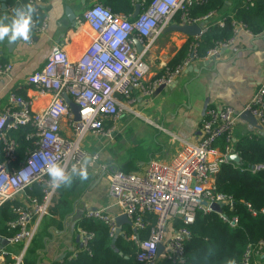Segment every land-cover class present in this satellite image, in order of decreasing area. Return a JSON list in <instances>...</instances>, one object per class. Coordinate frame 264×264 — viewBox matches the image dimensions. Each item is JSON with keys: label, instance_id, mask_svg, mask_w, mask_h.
I'll list each match as a JSON object with an SVG mask.
<instances>
[{"label": "built area", "instance_id": "obj_1", "mask_svg": "<svg viewBox=\"0 0 264 264\" xmlns=\"http://www.w3.org/2000/svg\"><path fill=\"white\" fill-rule=\"evenodd\" d=\"M195 1L199 0H150L134 19L112 11L102 2H93L77 21L78 24L86 23L92 32L91 40L82 52L71 58L63 46L54 45L44 64L29 77L28 83L35 89L52 94L47 105L35 111L28 99L13 92L8 94L6 106L0 108V206L21 195L22 199H17L19 204L13 207L16 217L6 223L13 233L0 238L9 245L22 244V250L14 253L5 248L7 244L2 245L0 262L10 257L12 264H22L23 253L48 212L57 189L47 175L48 164L59 163L70 172L73 165L80 166L85 159L94 162L97 155L87 153L81 143L83 137L87 134L110 135L113 128H105L104 122H115L125 109V102L131 100L133 89L151 95L159 86L171 84L198 56L197 39L205 30L204 25L192 37L180 65L173 70L164 65L161 73L150 79L146 77L149 66L145 56L176 13L182 23L187 24L210 16L211 13L202 18L188 16V6ZM28 4L36 12L42 7L43 0H28ZM20 7L23 6L6 5L4 10L0 8V14L4 12L10 21L14 9ZM232 24V36L216 42L204 56H217L233 43L239 31L248 32L240 23L233 21ZM47 26L45 14L40 19L33 14L31 39L27 43L33 42L35 35L43 34ZM135 40L142 45L140 51ZM11 68V62L0 61V76ZM68 99L78 106V119L73 118ZM242 111H248L264 130V78L240 110L229 105L206 108L200 121L198 140H183L170 161L163 163L150 159L140 171L125 172L113 168L107 172V188L112 205L118 209L117 214L91 208L86 211V217L97 218L106 224L109 236L120 234L133 241L137 247L135 259L141 264H159V245L173 261L183 262L185 243L191 235L188 225L193 222L195 213L212 210V203L231 204L228 196L216 191V174L222 163L230 161L227 156L236 153L235 126ZM64 123L70 131L68 135L61 133ZM25 124L33 128L26 134L32 146L18 159L17 142L9 138L7 132ZM249 169L251 172L262 170L264 163H254ZM34 183L41 186L40 198L25 192ZM249 210L253 215L257 213L250 207ZM259 211L264 213V207ZM219 214L225 218L222 212ZM118 215H125L130 221V234L120 228L116 232L115 217ZM176 221L182 224L175 227ZM228 223L233 226L236 218L229 219ZM145 228L148 234L140 239L138 231ZM92 235L90 231L79 229L81 248L87 247ZM263 256L264 241L259 240L249 246L235 264H264Z\"/></svg>", "mask_w": 264, "mask_h": 264}, {"label": "crops", "instance_id": "obj_2", "mask_svg": "<svg viewBox=\"0 0 264 264\" xmlns=\"http://www.w3.org/2000/svg\"><path fill=\"white\" fill-rule=\"evenodd\" d=\"M102 1L43 0L42 8L48 22L43 34L35 35L31 43L20 40L10 44L7 39L0 41V61L12 64L11 70L0 76V108L6 106L8 94L14 89H24L35 111L47 105L52 94L40 92L29 84L30 75L44 64L54 45L63 46L71 58L82 52L90 42L92 32L86 23L78 24L77 21L88 5ZM138 2L130 0L132 11L118 12L135 18L140 12V6L136 8ZM226 4L221 11L214 12L206 19L222 21L220 16L228 9L231 0H226ZM5 17L2 12L0 19ZM7 22H10L9 19ZM171 23L181 24L182 21L179 17L178 20L172 19ZM189 38L191 36L180 31H162L145 56L149 66L147 79L160 73ZM263 78L264 34L253 36L241 30L233 43L223 48L217 56L193 58L171 84L157 88L151 95L133 89L131 100L125 102L126 107L115 122H104L105 128H113L110 135L87 134L83 137L81 143L87 153L97 155L94 162L87 160L91 180L81 193L73 194L71 211L66 216L59 218L46 214L41 219L39 229L49 232L50 236L46 238L45 247L37 251V264H51L74 256L76 250L81 248L78 222L82 216L86 217L88 209L102 208L111 215L117 214V207L111 203L106 175L131 158L132 149H136L135 156H142L137 150L139 146L147 150L143 153L146 161L137 157L139 168L136 171L142 170L150 159L163 163L170 161L183 140H198L200 121L206 108L229 105L240 110ZM247 132L257 133L259 130L239 115L235 136ZM61 133L70 134L65 123L61 126ZM17 199H22V195ZM127 225L129 223L122 222L120 230L125 231ZM9 247L14 253L22 250V244ZM163 254L167 252L162 249L159 255Z\"/></svg>", "mask_w": 264, "mask_h": 264}, {"label": "trees", "instance_id": "obj_3", "mask_svg": "<svg viewBox=\"0 0 264 264\" xmlns=\"http://www.w3.org/2000/svg\"><path fill=\"white\" fill-rule=\"evenodd\" d=\"M138 1L140 11L150 2V0ZM4 2L8 6L28 5V0H4ZM102 2L114 12L119 10L129 12L133 8L130 0H104ZM225 6H227L226 0H199L188 6L187 15L191 18H202L209 13L212 15L216 11H221ZM43 14L41 7L34 13V16L40 19ZM220 17L222 24H219L217 19H204L205 30L197 39L198 56H204L216 42L231 37L234 28L233 21L240 23L253 36L264 34V0H231L228 9ZM173 19L178 20L179 13H176ZM191 39L192 37L166 64L169 69L173 70L182 63L187 55ZM12 92L27 99L24 89H14ZM32 130L31 125L25 124L7 132L8 137L17 142L16 152L19 159L23 157L25 150L32 146L31 140L26 138V134ZM220 146H223L222 142ZM234 149L239 156V162L230 160L222 163L216 174V191L225 194L231 201V204L221 206V212L225 218L214 210L206 212L198 210L193 222L188 225L191 235L185 243L183 262L173 261L169 255L163 254L159 256V264H229V261L233 260L239 262L249 246H254L259 240L264 241V213L259 211L264 207V169L256 172H251L249 169L254 163H264V131L239 133L234 139ZM134 150L136 149L131 150V158L115 168L125 172L136 171L139 168L136 163L139 161L137 157L146 161L143 153L147 150L140 146L137 148L142 156H135ZM90 180L89 174L85 181L74 177L70 187L57 188L47 214L59 218L66 216L71 211V197L74 193H81ZM25 192L40 198L41 186L34 183L27 187ZM18 204L19 201L15 199L6 201L0 206V236H9L13 233L7 229L6 223L16 217L13 207ZM249 207L257 213L251 214ZM149 216L154 219L152 215ZM234 217L236 223L231 226L228 220ZM78 224L80 228L93 233L87 247L77 249L70 259L64 258L51 264H141L135 259L136 244L120 234L114 238L109 236L108 226L101 220L82 216ZM181 224L180 221H176L175 227ZM131 232L132 229L127 225L125 233L130 234ZM147 234V228L138 231L140 239L146 237ZM49 236V232L38 228L25 249L22 264H37L39 256L37 251L45 247L46 238ZM5 248L12 251L9 245ZM12 262L13 260L7 257L0 264H12Z\"/></svg>", "mask_w": 264, "mask_h": 264}, {"label": "clouds", "instance_id": "obj_4", "mask_svg": "<svg viewBox=\"0 0 264 264\" xmlns=\"http://www.w3.org/2000/svg\"><path fill=\"white\" fill-rule=\"evenodd\" d=\"M34 12L33 6L28 4L14 9V15L10 22H7V17L0 19V41L7 39L10 44H15L20 40L29 41ZM87 163V159H85V162L80 166L73 165L70 172L59 163H49L46 171L51 179V185L55 188L70 187L74 177H78L81 181L87 180ZM229 264H235V261H229Z\"/></svg>", "mask_w": 264, "mask_h": 264}, {"label": "water", "instance_id": "obj_5", "mask_svg": "<svg viewBox=\"0 0 264 264\" xmlns=\"http://www.w3.org/2000/svg\"><path fill=\"white\" fill-rule=\"evenodd\" d=\"M5 2L4 0H0V8L2 10L5 9ZM139 5H136V8L138 9ZM72 17H73V14H72ZM204 25V21H200V22H197V23H191V24H187V23H181V24H176V23H170L168 24L164 29H163V32L165 31H170V30H176V31H180V32H183L189 36H195L197 35L199 32H200V29L201 27ZM135 43V46L137 48L138 51H140L142 49V45L139 43L138 40H135L134 41ZM165 86H159L158 89L160 88H163ZM68 102H69V106H70V109L73 113V118L74 119H78L79 116H78V106L72 102L71 100L68 99ZM240 117L247 120L252 126L256 127L260 132H263V129L262 127L257 124L256 122V119L248 112V111H242L240 113ZM227 158L229 160H232V161H235V162H239V156L237 153H232L230 155L227 156ZM205 204V202H204ZM210 208L218 213L221 212V205L220 204H217V203H212L210 204ZM122 222H127V223H130V221L127 219V217L125 215H118L115 217V223L117 225V229H116V232H119V226ZM7 244V241L3 238H0V247L2 245H6ZM81 246V245H80ZM163 246L162 245H159L158 246V253L162 250Z\"/></svg>", "mask_w": 264, "mask_h": 264}, {"label": "rangeland", "instance_id": "obj_6", "mask_svg": "<svg viewBox=\"0 0 264 264\" xmlns=\"http://www.w3.org/2000/svg\"><path fill=\"white\" fill-rule=\"evenodd\" d=\"M132 106V105H131ZM133 108V107H132ZM133 109H135V108H133ZM136 110V109H135Z\"/></svg>", "mask_w": 264, "mask_h": 264}]
</instances>
